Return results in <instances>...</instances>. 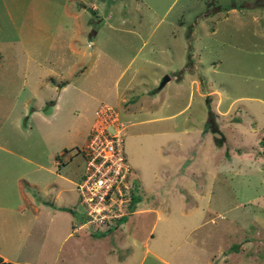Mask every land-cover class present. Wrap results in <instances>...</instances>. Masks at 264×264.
<instances>
[{"label": "rangeland", "instance_id": "obj_1", "mask_svg": "<svg viewBox=\"0 0 264 264\" xmlns=\"http://www.w3.org/2000/svg\"><path fill=\"white\" fill-rule=\"evenodd\" d=\"M188 72L199 89L244 96L246 108L210 90L219 131L206 128L204 97L176 80ZM163 74L170 78L156 89ZM100 103L125 124L131 178L148 191L137 206L159 213L128 212L125 234L143 238L151 228L149 247L168 258L177 244V256L187 251L190 237L212 248L220 231L224 248L239 254L233 264L264 262V0H0V251L12 260L73 264L81 241L99 252L112 243L109 231L81 224L73 183L65 203L47 183L54 155L75 178L83 172L76 149ZM18 182L28 203L14 201ZM58 204L65 212L52 216ZM32 205L48 219L29 213Z\"/></svg>", "mask_w": 264, "mask_h": 264}, {"label": "crops", "instance_id": "obj_2", "mask_svg": "<svg viewBox=\"0 0 264 264\" xmlns=\"http://www.w3.org/2000/svg\"><path fill=\"white\" fill-rule=\"evenodd\" d=\"M197 56L199 58V55H197ZM195 70H196V73H198V75H201L202 78H204L203 73H201V71L198 67ZM191 74H192L191 72H188V77H185L186 73L184 74V76L183 75L180 76V74H179V77L176 78V80H180V81H182L183 79L186 80L188 85H189V88L192 91H196L202 97H204V102H205V104H207L209 106V108H211L210 104H209V96H210L209 94L211 93L210 90H214L216 92V94L219 95L221 97V99L224 100L225 102L228 101L227 104H232L233 102H236L234 104H238L239 107L244 108L245 106H247V103L238 101L244 96L238 95V96H234V97L229 98V97H227V95L224 94V92H222L220 90V88L215 87L214 89H212V87L209 86L210 83L209 84L206 83V85L203 86V88L199 89L196 84L193 85L195 83V79L192 78ZM169 78H170V76H169ZM205 80L207 81V79H205ZM157 88L158 87H156V89ZM117 94H118V96H120V98H119L120 101L122 100L124 102V105L126 106L127 104L124 101L125 96H123L121 94V91H120V93L117 92ZM140 95H142V93H140ZM138 97H135V99L137 100ZM215 102L217 103L216 100H215ZM139 107H141V105ZM235 122L232 121V124H230V125L235 126L237 123H238V125L240 124V120H235ZM218 127H219V125H218ZM58 153H61V152H58ZM62 154L63 153H61V155ZM56 156L57 155L52 156V161H53L52 166H49L47 168V170L49 172L53 173L51 178L47 181V183L49 185H51L49 190L54 191L53 200H56V201L60 200V203H65L66 198H70L71 187L68 184L73 183L76 186V183L79 180L81 173H79V175L75 178L73 173H72L69 162L67 161L65 164H60V163H62V161H59L58 159H56ZM131 183H132V188L130 189V201L128 204V206L130 207V211L133 213L145 212V211L153 212V213H155L154 218L155 219L158 218L159 213L157 212L155 205L151 204L149 207L137 206V204H139V201L141 200V198L145 197V199H147V195H148L147 192L148 191H147V189H145L141 185V183L139 182L138 179L134 180V178H131ZM63 191H65L66 193H64L62 196L61 194ZM14 195H15L14 201L18 200V199H24L25 202L28 203V199H29L28 194L24 191V188L22 187V185L19 182L16 183L14 186ZM59 206H61V207L59 208ZM68 207L71 208L70 205ZM68 207H66V208L68 209ZM138 207H141V208L138 210ZM24 209L25 208H22L19 210L22 211ZM50 209H51V215L52 216L55 215L56 213H59L60 211L65 212V209H62L61 204H58V208H55V206H53ZM130 211H128V212H130ZM29 213H31L33 216L38 215V214L41 216V214H44V212L41 208L34 206V205H32V209L30 210ZM126 216H127V214L123 215L120 219L117 220V222H115V224H114L115 229L112 231H111V228H109V229L100 228L98 230L93 229V231L96 233L101 232L98 234H102L103 232L109 231L110 236L114 237L112 240V243H110L107 246V249L105 251L99 252L97 248L96 249H94V248L88 249L86 247H83L82 241H81L79 248L76 251V253L73 252V256L76 257V260L73 264H98L97 262H98L99 257H100V264H143V260L148 256L152 257L153 260H156L162 264H227V262H230V264H233V263H235V260H237V262H238V259H239L238 255L239 254L234 252L233 250L230 251V249H228V251H227L225 249L226 245L224 244V242L222 244V241H223V238H222L223 234L222 233L223 232H220V231L219 232L217 231L214 234H212L213 239H214V246L212 248H210L206 245L201 246L202 241H198L196 239V237L195 238L190 237L188 243L190 242L191 245L188 246L187 251H184V250L181 251L180 250L181 254L177 256V252L179 251V249L177 248L178 247V244H177V246L169 254L168 258L164 257L158 251L164 250L166 248L157 247L158 245L156 247H152L154 242H152L151 246L149 247L148 241H149V237L151 236V234H150L151 228H149L147 230V232H145V234L143 235V238H141L139 236V234H138L139 231H137L136 229L134 230L135 234H132V232H131L132 230H129L125 234V232L123 230L128 229L130 227L127 225V223L129 221L126 220ZM41 217L46 218L45 216H41ZM50 217L51 216H49V218ZM46 219H48V218H46ZM126 221H127V223H126ZM211 221H212V219H211ZM199 223H200V225L204 224V221L202 220ZM187 225H188V228L186 230L189 231V233L191 235L193 230L196 229L198 223H193V221H192L191 223H187ZM120 227L122 230L119 229ZM26 231H28V229ZM66 235L70 236V233H68V230L65 233V235L63 236V238H65ZM92 235H94V233L93 234L83 233L82 236L84 238L86 237V242H88V240H90V241H92V244H93V242L96 243L97 238L92 236ZM205 236L209 237V234L207 233ZM138 239L140 240V242ZM251 241H253V243L256 247L257 246L259 247V243H263V240L262 239L260 240L259 237H255V239H251ZM251 241L249 239L246 242H249L250 244H252ZM156 242H158V241H155V243ZM242 243L243 242L239 243V249H242ZM158 244H159V242H158ZM224 246H225V248H224ZM256 247H254V249L250 252H257L258 250ZM260 250L263 251V249H260ZM238 252H239V250H238ZM184 253H188L187 257L183 255ZM254 258H255L254 260L256 261L257 257H254ZM0 259L4 260V261L8 260V261H14V262H19V263L26 261V260H21V261L20 260H12L11 257H9L5 253H2L1 251H0ZM250 260H251V257H250ZM263 260L264 259H262V261ZM27 264H29V263H27ZM67 264H70V263L68 262ZM147 264H149V263H147ZM249 264H252V263H249ZM253 264H257V263H253ZM262 264H264V262Z\"/></svg>", "mask_w": 264, "mask_h": 264}, {"label": "built area", "instance_id": "obj_3", "mask_svg": "<svg viewBox=\"0 0 264 264\" xmlns=\"http://www.w3.org/2000/svg\"><path fill=\"white\" fill-rule=\"evenodd\" d=\"M92 121L85 144L76 149L83 160L76 183L84 217L81 224L109 229L130 211L131 166L122 150L125 124L117 109L107 103L94 109Z\"/></svg>", "mask_w": 264, "mask_h": 264}, {"label": "trees", "instance_id": "obj_4", "mask_svg": "<svg viewBox=\"0 0 264 264\" xmlns=\"http://www.w3.org/2000/svg\"><path fill=\"white\" fill-rule=\"evenodd\" d=\"M207 105V104H206ZM207 115H208V119H207V125H205V127L207 128V126L208 127H210V129L211 130H213V131H219L218 129H217V127H216V125H215V123L213 122V120H212V111L210 110V108H209V106L207 105ZM221 139H219V137L217 138L216 137V141L217 142H221L220 141ZM94 229V228H93ZM92 229V230H93ZM95 230V229H94ZM100 233V232H99ZM102 235V234H101ZM0 264H24V263H19V262H14V261H4V260H1L0 259Z\"/></svg>", "mask_w": 264, "mask_h": 264}, {"label": "water", "instance_id": "obj_5", "mask_svg": "<svg viewBox=\"0 0 264 264\" xmlns=\"http://www.w3.org/2000/svg\"><path fill=\"white\" fill-rule=\"evenodd\" d=\"M168 79H169V75L163 74L157 87L160 88Z\"/></svg>", "mask_w": 264, "mask_h": 264}]
</instances>
